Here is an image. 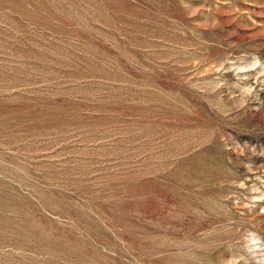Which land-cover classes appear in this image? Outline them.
<instances>
[{
	"label": "rangeland",
	"instance_id": "374dc122",
	"mask_svg": "<svg viewBox=\"0 0 264 264\" xmlns=\"http://www.w3.org/2000/svg\"><path fill=\"white\" fill-rule=\"evenodd\" d=\"M0 264H264V0H0Z\"/></svg>",
	"mask_w": 264,
	"mask_h": 264
}]
</instances>
